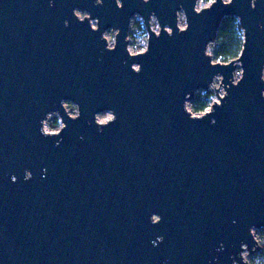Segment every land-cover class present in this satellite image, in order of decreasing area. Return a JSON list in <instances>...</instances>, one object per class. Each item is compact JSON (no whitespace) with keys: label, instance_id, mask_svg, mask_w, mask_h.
Masks as SVG:
<instances>
[{"label":"water","instance_id":"1","mask_svg":"<svg viewBox=\"0 0 264 264\" xmlns=\"http://www.w3.org/2000/svg\"><path fill=\"white\" fill-rule=\"evenodd\" d=\"M49 3L0 0V264H232L241 243L251 247L248 227H264V0L255 10L250 0L217 3L201 15L193 0H124L122 10L115 0ZM181 5L190 30L153 36L146 56L128 60L129 18L154 11L175 28ZM73 8L99 18L101 31L120 28L118 48L104 51ZM226 16L247 28L245 78L215 124L193 122L185 94L216 72L230 82L231 67L210 68L202 56ZM62 99L82 115L65 117L56 146L40 121ZM108 109L118 119L100 132L93 115Z\"/></svg>","mask_w":264,"mask_h":264},{"label":"clouds","instance_id":"2","mask_svg":"<svg viewBox=\"0 0 264 264\" xmlns=\"http://www.w3.org/2000/svg\"><path fill=\"white\" fill-rule=\"evenodd\" d=\"M143 4H149L150 0H142ZM217 3L224 6H230L234 0H193L192 12L195 15H201L206 11H210ZM104 0H95L94 6H102ZM258 0H250V8L255 10ZM51 7V0L49 3ZM117 9L124 8V0H115ZM72 15L77 22L83 24L88 22L92 32L100 33V40L104 42V51L114 52L119 45L118 37L121 35V29L118 27H109L103 31L100 30L99 18H92L87 10L73 8ZM175 28L170 25L162 26L159 17L153 11L147 17L140 13H135L129 18L128 33L124 37L125 52L128 60L136 61L146 56L151 48L153 36L156 39L166 34L171 38L174 35H182L190 30V21L187 9L183 5L175 11ZM222 28L218 30L216 38L208 40L203 48L202 56L208 61L210 68H232L230 74V82L226 83L225 75L222 72H216L211 75L206 87L195 89L193 92L186 93L182 102V110L186 117L193 122L202 121L208 117H213L212 123L215 124V112L218 108H222L224 101L229 97L230 89L238 87L245 78V68L243 66L242 57L246 51L247 44V28L243 26L242 17L234 16L225 18L222 22ZM65 27L69 26V21L64 22ZM264 29V24L259 25ZM222 33L227 34V41H221ZM127 63V61H125ZM130 70L135 74H140L142 64L133 62L130 64ZM259 81L264 84V67L259 71ZM260 97L264 99V89L260 91ZM62 110V111H61ZM82 115L79 103L62 99L59 107L45 114L40 121L41 127L39 132L45 138L55 139V145L59 146L62 142V134L67 129V121L75 122ZM118 119L114 109H108L96 112L93 115V122L98 131L102 132L106 127L115 123ZM32 172L25 170L24 179L30 180ZM16 177H12V181H16ZM153 225L159 224L162 217L159 214H152L150 217ZM235 222V221H234ZM248 235L251 237V247L248 242L240 244V250L234 254L232 264H264V227H257L252 224L248 227ZM157 241L162 242L163 236L157 237ZM157 241H153L155 244ZM223 250V245L217 251Z\"/></svg>","mask_w":264,"mask_h":264},{"label":"trees","instance_id":"3","mask_svg":"<svg viewBox=\"0 0 264 264\" xmlns=\"http://www.w3.org/2000/svg\"><path fill=\"white\" fill-rule=\"evenodd\" d=\"M226 17H227V18H231V17H234V16H226ZM226 17H224V19H225ZM224 19H223V20H224ZM223 20H222V21H223ZM221 28H222V24L220 25L219 30H220ZM220 39H221V41H225V42H226V41H227V34H226V33H222Z\"/></svg>","mask_w":264,"mask_h":264}]
</instances>
